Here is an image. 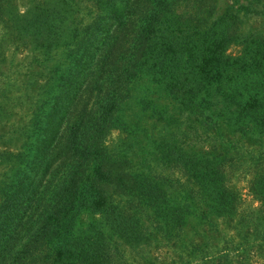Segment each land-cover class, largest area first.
<instances>
[{"label": "trees", "instance_id": "obj_1", "mask_svg": "<svg viewBox=\"0 0 264 264\" xmlns=\"http://www.w3.org/2000/svg\"><path fill=\"white\" fill-rule=\"evenodd\" d=\"M12 1L0 0V20L21 39L61 46L64 62L60 68L44 70L45 111L35 123L39 136L25 138L23 143L28 168L20 169L19 177L0 190V264L86 262L89 236L74 233L78 230L73 218L86 210L99 211L105 219L112 209L96 198V177L98 182L102 178L97 166L103 156L89 165L88 152H76L88 119H69V114L79 99L96 89L95 95L102 96L110 110L96 129L98 136L109 126L125 122L118 110L124 104L135 101L143 109L156 110L147 99L150 92L176 104V119L164 121L163 128L170 132L184 133L181 125L188 121V130L206 135L223 118L221 123L232 131L264 134V37L240 36L238 19L229 9L217 14L206 0H95L105 9L92 23L84 24L79 19L89 0L44 1L22 14L13 11ZM256 5L244 7L253 6V15L264 17V0ZM231 46H237V51L229 52ZM101 89L104 94H99ZM161 144L156 142L154 148L161 150ZM165 144L158 161L181 169L187 179L194 177L197 169L192 161L174 151L173 143ZM6 155L0 152V162H5ZM75 159L71 177L55 197H48L35 217L36 225L15 247L13 242L35 208L46 174L59 162ZM161 179L172 186L168 175ZM253 184L263 203L264 173ZM148 198L156 200L151 192ZM88 227L93 228L90 223L83 229ZM100 252H91L88 264H104L99 263Z\"/></svg>", "mask_w": 264, "mask_h": 264}, {"label": "rangeland", "instance_id": "obj_2", "mask_svg": "<svg viewBox=\"0 0 264 264\" xmlns=\"http://www.w3.org/2000/svg\"><path fill=\"white\" fill-rule=\"evenodd\" d=\"M44 1L56 0H13L12 8L22 14ZM256 1L206 0V4L217 14L224 9L234 13L240 36L264 37V17L253 15V6L244 7L257 6ZM103 6L95 0L84 2L79 22L92 23ZM41 44L31 37L19 38L0 20V152L7 154L5 162H0V190L19 177L20 169L28 168L23 143L25 138L39 136L37 124L45 111L44 70L60 68L64 62L61 46ZM237 49L231 46L228 51ZM99 91L104 94V89ZM96 92L79 99L69 114V119H88L76 152L86 150L89 165L103 156L97 166L102 178L98 182L96 177V198L112 209L111 218L86 210L73 218L78 230L74 233L89 236L90 254L100 250L99 263L104 264H264V201L253 189V179L264 173V134L232 131L221 123L223 118L206 135L188 130L190 124L183 118L185 134L170 132L163 128L164 121L176 119V104L150 92L147 99L156 110L143 109L135 101L124 104L118 110L125 122L109 126L98 136L96 129L110 110ZM156 142L162 143L161 150L165 143L176 145L174 151L184 153L197 169L196 178L187 179L181 169L158 161L164 155L154 148ZM76 161L59 162L46 174L35 208L13 242L15 247L36 225L35 217L48 197H55L71 177ZM165 175L172 186L162 181ZM196 189L199 192H193ZM150 192L156 200L148 198ZM90 223L93 228L84 230Z\"/></svg>", "mask_w": 264, "mask_h": 264}]
</instances>
